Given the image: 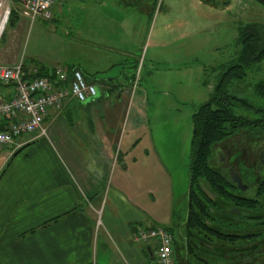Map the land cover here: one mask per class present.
Wrapping results in <instances>:
<instances>
[{"label": "crops", "instance_id": "obj_1", "mask_svg": "<svg viewBox=\"0 0 264 264\" xmlns=\"http://www.w3.org/2000/svg\"><path fill=\"white\" fill-rule=\"evenodd\" d=\"M109 5L92 18V32L106 31L112 38L114 28L123 42L132 27L131 14L123 15L120 21L106 20ZM15 17L11 34L5 33L0 44L1 66L23 63L26 77L65 70L69 82L73 71L79 70L97 87L98 95L85 103L68 99L60 109L51 110L44 121L46 136L35 140L24 137L0 148V264H159V242L137 238L141 231L163 227L160 210L164 203L156 196L171 188L165 182L158 188H148L145 182L142 188L141 179L140 186L137 179L133 184L129 181L133 173L142 177L143 169L144 178L147 176L141 161L150 158L146 146L153 143V138L147 137L149 121L143 113L148 93L130 92L135 78L123 74L130 52L124 46L108 45L104 35H90L82 26L76 32L75 58L67 57V47L62 44L51 52L33 45L25 55L24 34L31 22ZM101 46L108 51L107 57L98 56ZM14 94L12 86L0 83V102ZM121 108L129 113L123 132L115 130H120V125L112 119ZM73 113L82 117L65 120ZM119 140L123 166L112 177L110 168ZM152 152L155 155V150ZM149 163L153 173L164 170L157 156ZM149 196L154 199L151 203ZM105 198L113 209L112 218L107 220L106 204L100 219ZM169 214L171 219V205ZM184 221L185 216L180 218L179 227ZM181 255L175 248L177 264L183 262Z\"/></svg>", "mask_w": 264, "mask_h": 264}, {"label": "rangeland", "instance_id": "obj_2", "mask_svg": "<svg viewBox=\"0 0 264 264\" xmlns=\"http://www.w3.org/2000/svg\"><path fill=\"white\" fill-rule=\"evenodd\" d=\"M106 3L114 5H109L106 20L111 18L120 21L123 15L131 14L132 27L123 42L120 39L123 36L114 28L112 38L106 36L109 34L106 31L99 33L98 29L92 32V18L101 13ZM50 13L52 17L48 19L40 16L34 23L27 24L23 40L25 55L33 45L51 52L62 44L67 47V57L75 58L76 32L82 26L90 35H104V42L108 45L115 48L124 46L130 52L131 57L127 58L123 74L135 78L130 92L148 93L143 113L149 121L147 137L153 138V143L152 147L146 146L151 151L150 158L141 161V166L147 168V176L144 178L143 169L142 177L133 173L129 181L133 184L137 179L139 185L141 179L142 188L145 182L148 188H158L160 183L165 182V186L169 190L171 188L162 195L157 194L156 199L164 203L160 210L164 221L162 228L177 232L180 218H184L187 207L192 116L209 101L222 65L234 59L237 27L252 23L264 26V9L252 0H63ZM10 28L11 24L5 33ZM98 48V56H108V51L102 46ZM116 59L120 57L116 56ZM205 78L209 81L207 86L203 84ZM259 82H264V62L248 72L243 83L245 89L238 92L237 96L253 99V88ZM124 83L130 85V82ZM127 111L121 108L112 116L115 123L120 125V130L115 128L116 131H125L124 124L129 119ZM79 117H82L81 113H73L65 120L76 121ZM133 117L134 113L130 120ZM246 137L248 134L240 131L223 141L231 146L229 155L238 151L243 143L248 145ZM120 140L114 149L116 159L110 168L112 177L114 173L117 176L118 169L123 166V156L118 155ZM152 150H155L164 170L153 173L149 168V162L156 159ZM153 200L149 196V202ZM105 204L107 220L112 218L113 209L105 198L100 219ZM170 205L173 211L171 219Z\"/></svg>", "mask_w": 264, "mask_h": 264}, {"label": "trees", "instance_id": "obj_3", "mask_svg": "<svg viewBox=\"0 0 264 264\" xmlns=\"http://www.w3.org/2000/svg\"><path fill=\"white\" fill-rule=\"evenodd\" d=\"M15 18L14 15L11 17L9 25ZM237 32L234 60L222 65L209 101L201 105L192 116L190 183L185 221L180 226H184L185 239L181 240L182 246L178 250L182 253L181 264H262L264 262V222L253 223L243 220L241 224L243 231L234 239H229L228 236V233L234 230L230 225L218 224L222 231L213 240L226 249H220L218 253L211 255L208 249L200 247V243L205 239L206 230L207 234L209 233L206 221H210L207 218L210 200L205 196L202 185L224 200L229 199L224 193V187L228 183L222 175L215 172L211 163L215 146L240 131H245L251 137L264 134V82L254 86L253 99L237 96L238 92L245 89L243 83L248 72L264 62V26L259 23L240 24ZM38 77L58 81L56 71L51 73L43 71L36 76H27L26 79ZM207 82L209 81L205 78L203 84L207 86ZM254 244L261 246L256 249ZM174 248H177L175 244Z\"/></svg>", "mask_w": 264, "mask_h": 264}, {"label": "built area", "instance_id": "obj_4", "mask_svg": "<svg viewBox=\"0 0 264 264\" xmlns=\"http://www.w3.org/2000/svg\"><path fill=\"white\" fill-rule=\"evenodd\" d=\"M59 1L0 0V44L13 15L25 18L32 24L40 16L50 18V10ZM57 76L58 81L47 77L26 79L23 63L13 67L0 65V83L12 86L15 91L11 99L0 102V148L12 146L24 137L35 140L46 136L45 118L51 110L60 109L65 100L85 103L97 98V87L88 83L81 71H73L71 82L65 70H58ZM137 239L145 242L157 240L160 245L158 263L177 264L173 238L163 228L141 231Z\"/></svg>", "mask_w": 264, "mask_h": 264}, {"label": "flooded vegetation", "instance_id": "obj_5", "mask_svg": "<svg viewBox=\"0 0 264 264\" xmlns=\"http://www.w3.org/2000/svg\"><path fill=\"white\" fill-rule=\"evenodd\" d=\"M252 1L264 9L263 4L257 0ZM246 138L249 141L248 145L243 143V146L231 155L228 152L231 146L227 143L221 142L214 148L211 163L215 172L222 175L228 183L224 187V193L229 199L224 200L205 187L215 195V199H210L205 194L210 200L207 213L210 221H206L209 233L207 234L206 230L205 239L200 243V247L208 249L211 255L218 253L220 249H226L213 240L222 231L218 224L230 225L234 230L228 233V236L229 239H234L243 231L241 228L243 220L253 223L264 222V134L252 137L248 135ZM183 229L180 227L178 233L174 230L170 233L167 231L172 236L177 250L182 246L181 240L185 239ZM259 245L254 244V247L259 249L261 246Z\"/></svg>", "mask_w": 264, "mask_h": 264}, {"label": "water", "instance_id": "obj_6", "mask_svg": "<svg viewBox=\"0 0 264 264\" xmlns=\"http://www.w3.org/2000/svg\"><path fill=\"white\" fill-rule=\"evenodd\" d=\"M259 3L263 4L264 5V0H257ZM202 189L204 191V193L207 195L208 198L210 199H215V195L212 194L209 190H207L205 188V186H202Z\"/></svg>", "mask_w": 264, "mask_h": 264}]
</instances>
